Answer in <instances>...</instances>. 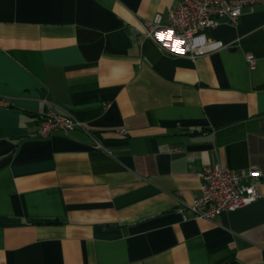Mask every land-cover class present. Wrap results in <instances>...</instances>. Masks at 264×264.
<instances>
[{
  "label": "crops",
  "instance_id": "1",
  "mask_svg": "<svg viewBox=\"0 0 264 264\" xmlns=\"http://www.w3.org/2000/svg\"><path fill=\"white\" fill-rule=\"evenodd\" d=\"M178 1L0 0V264H264V2L193 59L141 30ZM50 106L85 128L33 136ZM218 163L259 197L181 213Z\"/></svg>",
  "mask_w": 264,
  "mask_h": 264
},
{
  "label": "built area",
  "instance_id": "2",
  "mask_svg": "<svg viewBox=\"0 0 264 264\" xmlns=\"http://www.w3.org/2000/svg\"><path fill=\"white\" fill-rule=\"evenodd\" d=\"M264 0H179L168 10L167 20L157 14L154 19L141 24L142 33L153 39L165 52L172 55H186L193 59L227 48L222 41L210 38L206 30L225 21L238 24L245 8L251 10ZM179 42V43H177ZM252 67L256 58L247 54ZM85 128L83 121L68 112H60L54 106L41 112L39 128L33 136H48L53 131L70 133ZM94 146L106 149L100 139L94 138ZM200 193L195 200L181 208L184 215L194 218L213 219L223 212L247 206L259 197L255 183L248 180L259 178L257 166L234 170L221 164L205 166L199 173Z\"/></svg>",
  "mask_w": 264,
  "mask_h": 264
},
{
  "label": "snow or ice",
  "instance_id": "3",
  "mask_svg": "<svg viewBox=\"0 0 264 264\" xmlns=\"http://www.w3.org/2000/svg\"><path fill=\"white\" fill-rule=\"evenodd\" d=\"M177 43H179V42H177Z\"/></svg>",
  "mask_w": 264,
  "mask_h": 264
}]
</instances>
